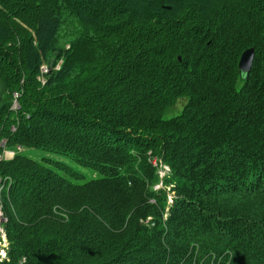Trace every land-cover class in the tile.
I'll return each mask as SVG.
<instances>
[{"label": "trees", "instance_id": "16d2710c", "mask_svg": "<svg viewBox=\"0 0 264 264\" xmlns=\"http://www.w3.org/2000/svg\"><path fill=\"white\" fill-rule=\"evenodd\" d=\"M0 77V264H264V0H0Z\"/></svg>", "mask_w": 264, "mask_h": 264}, {"label": "rangeland", "instance_id": "374dc122", "mask_svg": "<svg viewBox=\"0 0 264 264\" xmlns=\"http://www.w3.org/2000/svg\"><path fill=\"white\" fill-rule=\"evenodd\" d=\"M16 105V101L13 102V106ZM179 112V108H177L176 106H173L172 108H170L167 112V116H172L174 114H177ZM3 145V143H1ZM4 154H7V155H15V154H20L22 156H33L35 158H39L41 157V155L43 154H47L46 152H43V151H36V152H28L27 149H25L24 147H21V146H15V147H11V148H5L3 150ZM29 154H28V153ZM54 156H59V155H54ZM52 155H48L45 156V157H50L52 159H59V160H62V162H66V163H69L74 169H76L82 176L83 180H88L89 178L91 177H94V176H98L97 173L89 168H82V167H79L78 165H76L75 163L73 162H70L69 159L65 158V157H61L59 156V158L57 157H54ZM6 243L4 242L2 244V246H5ZM0 257L3 258L4 257V250L0 249Z\"/></svg>", "mask_w": 264, "mask_h": 264}, {"label": "water", "instance_id": "95a60500", "mask_svg": "<svg viewBox=\"0 0 264 264\" xmlns=\"http://www.w3.org/2000/svg\"><path fill=\"white\" fill-rule=\"evenodd\" d=\"M253 56H254L253 48H248L244 52H242L238 61V67L241 72L246 74L249 72L252 66ZM5 92H6V85L3 79L0 77V100L2 99Z\"/></svg>", "mask_w": 264, "mask_h": 264}, {"label": "clouds", "instance_id": "9594fccd", "mask_svg": "<svg viewBox=\"0 0 264 264\" xmlns=\"http://www.w3.org/2000/svg\"><path fill=\"white\" fill-rule=\"evenodd\" d=\"M14 107V106H13ZM3 155L5 156V157H11V156H13V155H7V154H4V152H3ZM1 157V156H0ZM4 238V237H3ZM5 239V238H4Z\"/></svg>", "mask_w": 264, "mask_h": 264}, {"label": "built area", "instance_id": "2783aa9c", "mask_svg": "<svg viewBox=\"0 0 264 264\" xmlns=\"http://www.w3.org/2000/svg\"><path fill=\"white\" fill-rule=\"evenodd\" d=\"M46 70L44 69L43 72H45Z\"/></svg>", "mask_w": 264, "mask_h": 264}]
</instances>
